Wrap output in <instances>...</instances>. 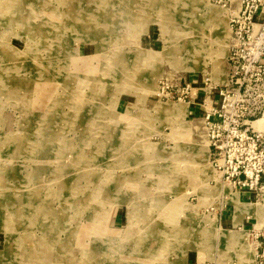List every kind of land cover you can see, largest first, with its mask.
<instances>
[{"label": "rangeland", "instance_id": "1", "mask_svg": "<svg viewBox=\"0 0 264 264\" xmlns=\"http://www.w3.org/2000/svg\"><path fill=\"white\" fill-rule=\"evenodd\" d=\"M210 7L230 32L218 0H0V264H256L252 225L207 208L262 202L219 200L202 111L155 97L223 83Z\"/></svg>", "mask_w": 264, "mask_h": 264}, {"label": "built area", "instance_id": "2", "mask_svg": "<svg viewBox=\"0 0 264 264\" xmlns=\"http://www.w3.org/2000/svg\"><path fill=\"white\" fill-rule=\"evenodd\" d=\"M226 10L232 43L223 83L206 72L200 81L162 76L155 97L194 105L201 98L202 128L210 163L233 191L264 203V0H218ZM263 120L262 127L256 123ZM219 200H223V195ZM222 202V201H221ZM207 210L222 212L225 205ZM249 229L256 264H264V224ZM197 264H216L208 260Z\"/></svg>", "mask_w": 264, "mask_h": 264}, {"label": "bare ground", "instance_id": "3", "mask_svg": "<svg viewBox=\"0 0 264 264\" xmlns=\"http://www.w3.org/2000/svg\"><path fill=\"white\" fill-rule=\"evenodd\" d=\"M208 17H209V20L211 18V22L213 24V28H214V37H213V41L215 42H218L220 43V56L224 55L226 56V52H227V48H228V45H229V50H230V47H231V43H232V36H231V41H229L230 39V32H231V28L229 26V29H230V32L228 30V27H227V24H226V19H224L222 16H221V11L219 9H216V8H211L209 9V12H208ZM227 18H228V15H226ZM225 21V22H224ZM225 23V24H224ZM228 24H229V18H228ZM197 43L198 42V39L197 41H194V43ZM230 42V44H229ZM200 45V44H199ZM199 47V46H198ZM196 48V47H195ZM218 54V52H217ZM229 54V52H228ZM228 57V56H227ZM227 61V59H226ZM218 70V69H217ZM223 73V72H222ZM226 73H227V70H226ZM226 73H224L223 75L226 76ZM218 74V73H217ZM223 77V76H222ZM222 81L224 82L225 81V77H224V80L222 79ZM219 83H222V82H219ZM199 102H197L198 104ZM200 106L204 107L203 105H201V103H199ZM169 108V107H168ZM182 110L185 109L184 107L181 108ZM181 109L179 108L178 110L181 111ZM184 112V111H183ZM259 127H262L263 125V120H259L257 123H256ZM124 141V140H123ZM125 142V141H124ZM208 143V142H207ZM207 143L205 141H203V143H198L194 144L195 148L194 149H197L200 153V156H201V159L202 161L205 162V166H208V164L206 163V160H207V155L209 156L210 158V153H209V147L207 146ZM210 162V160H209ZM204 166V165H203ZM213 168V167H212ZM215 174L218 175V179L220 180H213L214 182L218 181L219 184H221L222 188H221V194L223 196H226V194L230 195V200H231V194L233 193H237L238 194V191L237 192H233V191H229V187L227 185H225L221 178H220V175L214 170ZM210 174V172H209ZM211 175V174H210ZM216 178V177H215ZM224 188V189H223ZM232 202V201H230ZM233 203V202H232ZM258 218L260 219L259 223L261 224V226L264 224V203L262 204H259L258 206ZM247 217H251V216H247ZM257 225V224H256ZM260 226V227H261ZM257 227V226H256ZM249 242L251 244V246L253 247L254 249V255L256 257V253H255V246L253 244V242L250 240V237H249ZM251 258V257H250ZM251 260V259H250ZM249 258L244 256L242 257V260H241V263L240 264H251ZM256 261V259H255ZM253 262V261H252ZM219 263V262H218Z\"/></svg>", "mask_w": 264, "mask_h": 264}, {"label": "crops", "instance_id": "4", "mask_svg": "<svg viewBox=\"0 0 264 264\" xmlns=\"http://www.w3.org/2000/svg\"><path fill=\"white\" fill-rule=\"evenodd\" d=\"M177 76H180V77H186L188 80H192V81H200V80H196L192 77V74L191 72H189V74L187 75H176V76H173L174 78H176ZM171 77V78H173ZM157 89V88H156ZM125 98H120V102L118 105H123V103H125ZM197 102L198 100H196V103L194 105H191L192 108L194 109H198L199 112H201V108L197 105ZM190 108L188 107L187 110H189ZM198 113V112H197ZM213 181V180H212ZM211 181V182H212ZM214 182V181H213ZM238 198L239 200L244 203V204H254L253 201L256 199V195L254 193H249L245 190H241V191H238ZM222 215H223V218H224V222L227 223V228L228 226L231 225V227H240L243 225L244 226H250V225H253V221L254 220H257L258 221V218L256 216H251L250 218L247 217V216H244V218L242 219L241 222H238L237 225L235 224V216H236V205L232 202H230V204H226V206L224 207V209L222 210ZM124 219H125V216L123 213L121 212H115L113 214V217H112V221H111V224L115 227L117 226H122L124 224Z\"/></svg>", "mask_w": 264, "mask_h": 264}]
</instances>
